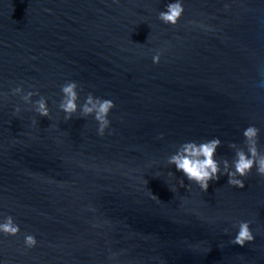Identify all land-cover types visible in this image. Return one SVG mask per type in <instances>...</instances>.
<instances>
[{
	"label": "water",
	"instance_id": "95a60500",
	"mask_svg": "<svg viewBox=\"0 0 264 264\" xmlns=\"http://www.w3.org/2000/svg\"><path fill=\"white\" fill-rule=\"evenodd\" d=\"M170 2L0 0V223L20 228L0 233V264H264L255 168L243 189L225 175L203 192L167 162L212 138L231 162L249 125L264 151V0H182L175 26L158 19ZM67 81L78 105L115 102L103 137L79 110L65 122ZM240 221L255 237L244 247L231 243Z\"/></svg>",
	"mask_w": 264,
	"mask_h": 264
},
{
	"label": "clouds",
	"instance_id": "9594fccd",
	"mask_svg": "<svg viewBox=\"0 0 264 264\" xmlns=\"http://www.w3.org/2000/svg\"><path fill=\"white\" fill-rule=\"evenodd\" d=\"M184 12L182 0H175L166 5V10L159 13L158 19L164 24L175 26ZM162 53L157 51L153 55V63L160 62ZM79 85L76 81H67L61 86L63 98L59 102V109L65 113V122L70 121L74 114L79 110L80 117L94 116L98 123L97 134L104 136L105 130L110 126L108 119L110 111L116 106L111 99L94 97L89 93L82 105H78ZM13 95H20L25 104H31L32 109L41 117H50L45 97L40 96L35 102L32 101L36 92L29 91L26 94L22 87L17 86L12 90ZM0 95H7L0 93ZM19 114L20 107L14 110ZM260 129L255 125H249L243 131L244 146L240 147L236 143H230L229 147L234 150L235 155L231 162L224 158L217 160V149L221 146L222 141L219 138H212L202 142L187 141L179 145L176 151L168 157V164L174 165L176 170L182 172L188 181L194 182L203 192H207L210 181H218L221 176H227V183L235 188L243 189L245 187L244 179L248 177L253 168L256 174L264 178V151L259 146ZM162 138V137H161ZM221 165L223 166L221 169ZM171 175V173H170ZM180 186L184 187V180H180ZM0 233L6 236H16L20 233L19 225L14 222L12 216H6L0 223ZM255 239L249 221H240L238 232L232 244L244 247L246 243ZM24 244L28 248L37 245V239L32 234H25Z\"/></svg>",
	"mask_w": 264,
	"mask_h": 264
}]
</instances>
